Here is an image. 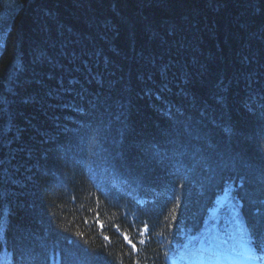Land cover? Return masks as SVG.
I'll return each mask as SVG.
<instances>
[{
  "label": "trees",
  "instance_id": "trees-1",
  "mask_svg": "<svg viewBox=\"0 0 264 264\" xmlns=\"http://www.w3.org/2000/svg\"><path fill=\"white\" fill-rule=\"evenodd\" d=\"M19 3L0 52V264L264 246V0Z\"/></svg>",
  "mask_w": 264,
  "mask_h": 264
},
{
  "label": "rangeland",
  "instance_id": "rangeland-1",
  "mask_svg": "<svg viewBox=\"0 0 264 264\" xmlns=\"http://www.w3.org/2000/svg\"><path fill=\"white\" fill-rule=\"evenodd\" d=\"M19 5V0H0V52L4 46L5 38L13 25L15 15L20 9ZM224 196L226 197L227 194ZM229 202V199H224L220 206L224 207Z\"/></svg>",
  "mask_w": 264,
  "mask_h": 264
},
{
  "label": "snow or ice",
  "instance_id": "snow-or-ice-1",
  "mask_svg": "<svg viewBox=\"0 0 264 264\" xmlns=\"http://www.w3.org/2000/svg\"><path fill=\"white\" fill-rule=\"evenodd\" d=\"M175 211V209H173V212ZM95 223L97 224L98 228L101 230V234H103V229H104V223L102 221L99 220V216L98 214L96 215L95 217ZM114 228L119 231V225H115ZM148 233V226H147V223L145 222L144 224V227L142 229H139L138 230V234L141 236V237H144L146 234ZM81 236H83V233L80 234ZM123 235V239L125 241H127V243L131 246V249L133 250V252H138L139 249H137L136 247V243H133L132 239H130L127 235V233H122ZM150 239V237H148ZM250 238H251V234H250ZM104 239L106 241H109L110 242V238L105 235L104 236ZM139 244H145L146 243V240L141 238L137 241ZM224 244L227 245V241H224ZM254 250L251 249V248H245L244 249V252L242 253H237L236 250L233 248L231 250L230 253H228L225 258H229V256L231 255H243L245 259H259L260 257L259 256H254V255H251V253L253 252ZM135 264H140L139 260H136L135 261Z\"/></svg>",
  "mask_w": 264,
  "mask_h": 264
}]
</instances>
